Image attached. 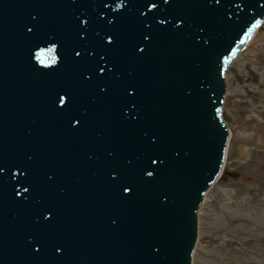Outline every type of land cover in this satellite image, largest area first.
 Returning <instances> with one entry per match:
<instances>
[{
	"label": "water",
	"instance_id": "obj_1",
	"mask_svg": "<svg viewBox=\"0 0 264 264\" xmlns=\"http://www.w3.org/2000/svg\"><path fill=\"white\" fill-rule=\"evenodd\" d=\"M264 0H0V264H191L225 161V71ZM255 138V137H254Z\"/></svg>",
	"mask_w": 264,
	"mask_h": 264
},
{
	"label": "rangeland",
	"instance_id": "obj_2",
	"mask_svg": "<svg viewBox=\"0 0 264 264\" xmlns=\"http://www.w3.org/2000/svg\"><path fill=\"white\" fill-rule=\"evenodd\" d=\"M225 81L228 155L234 139L264 143V27L231 62ZM191 264H264V149L241 145L239 156L225 161L198 210Z\"/></svg>",
	"mask_w": 264,
	"mask_h": 264
},
{
	"label": "bare ground",
	"instance_id": "obj_3",
	"mask_svg": "<svg viewBox=\"0 0 264 264\" xmlns=\"http://www.w3.org/2000/svg\"><path fill=\"white\" fill-rule=\"evenodd\" d=\"M263 24H264V23H263ZM263 27H264V26H263ZM258 32H259V31H257V33H258ZM257 33H256L254 36H257ZM252 39H253V38H252ZM252 39H251V40H252ZM251 40H250V41H251ZM248 44H249V43H248ZM249 46H250V45H249ZM228 128H229V125H228ZM239 137H240V136H239ZM240 138H241V137H240ZM228 141H229V140H228ZM226 155H227V149H226Z\"/></svg>",
	"mask_w": 264,
	"mask_h": 264
},
{
	"label": "trees",
	"instance_id": "obj_4",
	"mask_svg": "<svg viewBox=\"0 0 264 264\" xmlns=\"http://www.w3.org/2000/svg\"><path fill=\"white\" fill-rule=\"evenodd\" d=\"M224 178L226 177V176H223Z\"/></svg>",
	"mask_w": 264,
	"mask_h": 264
}]
</instances>
